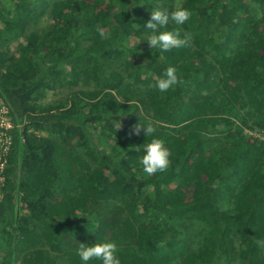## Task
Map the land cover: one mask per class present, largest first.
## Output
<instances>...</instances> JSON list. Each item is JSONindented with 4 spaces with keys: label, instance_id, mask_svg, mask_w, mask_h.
Listing matches in <instances>:
<instances>
[{
    "label": "trees",
    "instance_id": "16d2710c",
    "mask_svg": "<svg viewBox=\"0 0 264 264\" xmlns=\"http://www.w3.org/2000/svg\"><path fill=\"white\" fill-rule=\"evenodd\" d=\"M154 8L192 13L167 28L187 47L144 43ZM168 66L183 83L160 93ZM1 103L0 264H80L96 242L121 264H264V0H0ZM140 122L163 173L142 171Z\"/></svg>",
    "mask_w": 264,
    "mask_h": 264
},
{
    "label": "clouds",
    "instance_id": "9594fccd",
    "mask_svg": "<svg viewBox=\"0 0 264 264\" xmlns=\"http://www.w3.org/2000/svg\"><path fill=\"white\" fill-rule=\"evenodd\" d=\"M191 15L192 13L186 8H177L171 12L154 8L150 19L143 27L146 32L144 43H147L150 49H156L161 53L173 48L187 47L190 37L181 38L179 30H167V28L170 22L175 25H184L190 20ZM96 32L100 37L105 36L104 29L99 25L96 27ZM181 83L183 81L178 77L177 69L174 66H168L154 87L158 92L166 93ZM141 131L146 137H151L150 142L142 145L143 155L140 163L143 173L151 176L165 172L170 165V151L165 142L155 135L157 130L152 122L143 124L140 122L134 128L133 134L140 135ZM257 245L264 246V240H258ZM75 251L80 264H92L95 261L99 264H121L117 255V245L113 242H96L91 246L79 244Z\"/></svg>",
    "mask_w": 264,
    "mask_h": 264
},
{
    "label": "built area",
    "instance_id": "2783aa9c",
    "mask_svg": "<svg viewBox=\"0 0 264 264\" xmlns=\"http://www.w3.org/2000/svg\"><path fill=\"white\" fill-rule=\"evenodd\" d=\"M14 128L11 116L7 107L0 104V180H3L1 174L4 169L5 163L3 161L4 154L8 151L11 144V138L8 132Z\"/></svg>",
    "mask_w": 264,
    "mask_h": 264
},
{
    "label": "rangeland",
    "instance_id": "374dc122",
    "mask_svg": "<svg viewBox=\"0 0 264 264\" xmlns=\"http://www.w3.org/2000/svg\"><path fill=\"white\" fill-rule=\"evenodd\" d=\"M51 22H52V19H50L49 15L44 17V21H43L44 25H47V24H49ZM8 49L11 52L14 51L13 47H10ZM79 88H77V89H79ZM70 92H71V89H69V88H66V89H63V90H59L57 93H54V91L49 92L47 98L44 100L43 103L48 104V103H52V102H55V101H59V99H63L65 97H67Z\"/></svg>",
    "mask_w": 264,
    "mask_h": 264
}]
</instances>
